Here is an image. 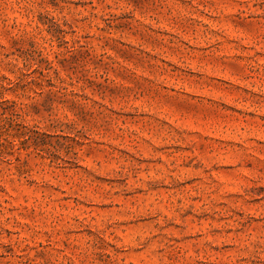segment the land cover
Masks as SVG:
<instances>
[{
	"label": "rangeland",
	"instance_id": "374dc122",
	"mask_svg": "<svg viewBox=\"0 0 264 264\" xmlns=\"http://www.w3.org/2000/svg\"><path fill=\"white\" fill-rule=\"evenodd\" d=\"M0 264H264V0H0Z\"/></svg>",
	"mask_w": 264,
	"mask_h": 264
}]
</instances>
